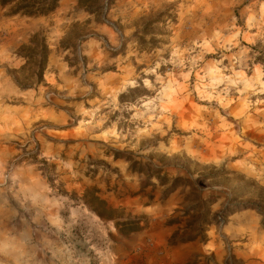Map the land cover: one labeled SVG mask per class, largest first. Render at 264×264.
Returning <instances> with one entry per match:
<instances>
[{
    "label": "rangeland",
    "instance_id": "rangeland-1",
    "mask_svg": "<svg viewBox=\"0 0 264 264\" xmlns=\"http://www.w3.org/2000/svg\"><path fill=\"white\" fill-rule=\"evenodd\" d=\"M7 13L0 264H264L259 216L219 217L231 197L254 201L239 175L264 187V0H113L96 15L61 0L48 17ZM160 13L141 48L135 32ZM35 33L49 49L44 82L20 89L8 72ZM135 87L145 95L120 103ZM155 169L187 183L170 193ZM219 171L236 174L205 179ZM88 190L141 230L124 236L99 218ZM211 197L208 241L169 246L183 212Z\"/></svg>",
    "mask_w": 264,
    "mask_h": 264
},
{
    "label": "trees",
    "instance_id": "trees-1",
    "mask_svg": "<svg viewBox=\"0 0 264 264\" xmlns=\"http://www.w3.org/2000/svg\"><path fill=\"white\" fill-rule=\"evenodd\" d=\"M61 0H0V8L8 9V16H25L29 18L48 17L55 13ZM77 6L84 12L90 15H96L101 13L104 8L108 9L113 4V0H76ZM164 14L160 13L156 18L148 21L141 31H136V41L141 48L147 45H153L151 42L145 41V36L150 35L151 27L158 23ZM124 46L122 44L121 48ZM152 47V46H151ZM49 49L45 38L39 34H33L26 43L22 44L19 48L17 56L24 60V64L19 68L8 72L13 83L20 89H27L31 87L29 81H34L35 84L43 83V75L48 63ZM34 67V70H33ZM144 88L135 87L128 90L127 93L119 95V102L126 103L127 99H134L135 93H143L139 96L145 95ZM138 96V97H139ZM129 102V101H128ZM114 157L118 156V153L113 154ZM136 162H132L131 170L136 169ZM137 171H140L138 168ZM152 177L159 182L161 186H168V191L171 193L177 188L186 185V181L176 177L172 180L167 176H161L159 169H155ZM232 174L235 172L219 171L215 174L206 176L205 179L217 178L220 176ZM239 175V174H238ZM241 182L239 188L247 192L248 196H252L254 201L244 202L241 199L245 196L231 197L226 205L221 210L219 217L222 220H226L229 216L244 210L254 211L260 218L259 225L264 230V187L259 185L253 180H246L243 175H239ZM84 199L90 209L101 219L114 220V225L118 232L127 236L133 232L141 230L139 220H120L116 216V209L111 208L106 202L97 196L96 190H88L85 192ZM217 198H209L205 200L198 199L195 206L191 209H186L183 212V217L186 218L184 227H179L172 232L167 240L169 246H175L178 244H185L198 240L200 243H206L208 237L206 235L207 227L213 224L217 219L216 215H213L210 208L216 202ZM193 209H200L198 214H190ZM178 218H172L166 222L167 226H173L180 224ZM225 264H231L229 260Z\"/></svg>",
    "mask_w": 264,
    "mask_h": 264
},
{
    "label": "crops",
    "instance_id": "crops-1",
    "mask_svg": "<svg viewBox=\"0 0 264 264\" xmlns=\"http://www.w3.org/2000/svg\"><path fill=\"white\" fill-rule=\"evenodd\" d=\"M264 231V230H263ZM199 242V241H198Z\"/></svg>",
    "mask_w": 264,
    "mask_h": 264
}]
</instances>
